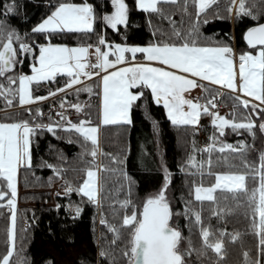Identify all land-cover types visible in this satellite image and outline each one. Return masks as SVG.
Masks as SVG:
<instances>
[{
    "label": "trees",
    "instance_id": "obj_1",
    "mask_svg": "<svg viewBox=\"0 0 264 264\" xmlns=\"http://www.w3.org/2000/svg\"><path fill=\"white\" fill-rule=\"evenodd\" d=\"M129 4V23L125 27L119 26V31L105 26L99 21L95 31L63 30L52 34V42L65 43L71 46L77 44H95L97 34L102 30L106 38L113 42L129 44H147L150 41L169 39L173 40L176 29L187 32L188 26L195 20L194 7H189L188 12L182 11L183 0L177 3L160 5L164 10L163 15L138 9L135 0H126ZM13 0H0V20L19 30L21 35L27 33L31 41L46 42L47 33L32 34L31 29L40 22L58 2L64 3H93L97 12L111 11L110 0H15L17 9L15 12L4 14V5L11 4ZM231 0H216L206 10L207 15H201V20L206 23L199 25L198 40L201 43H229L235 50L236 56L241 51H251L254 47L245 41V33L248 27L264 19L257 20L256 16L264 17V0H250V7L256 15L235 13L229 14L228 5ZM255 2L260 3V9L253 7ZM192 13V15H189ZM218 13V14H217ZM168 16L172 17L170 21ZM151 19V23H149ZM175 21V24L172 23ZM157 35H153V30ZM161 33L165 35H161ZM34 47L38 45L34 43ZM38 55V51L35 53ZM22 63L17 64L16 71L0 77V81L8 87V77H18L20 73H30L31 64L34 62L33 53H24L21 56ZM15 73V74H13ZM69 74H57L56 78L34 82L33 95L47 96L50 90L63 85L69 79ZM17 84V83H16ZM89 87L91 90L89 91ZM214 89L211 85H206ZM138 90V88H135ZM99 79H93L82 86L68 91L65 103H86L87 107L81 116L79 110L74 116H70L73 122L86 115L90 116L93 123H99ZM12 96L14 97L13 100ZM11 100L14 109L6 111L9 107L6 100ZM222 99L227 100L228 105H236L237 113L249 115L257 120L251 132L244 129L233 130L229 125L225 126L223 134L218 131V126L211 123L206 113H202L200 124L197 126H180L171 123L163 104H157L151 95L150 89L144 90V96L133 104L131 109V124L114 123L101 126V155H91V142H85L83 137L74 130L69 131L59 128L55 133L47 129L36 131L32 134L33 166L22 167L20 171V197L17 205L16 242L15 251L10 258V264H128L127 257L123 255V249L129 239L127 226L121 227L122 217L127 211L129 214L136 210L142 214L143 202L149 195L157 193L164 184V166L171 173L166 194L171 205L173 216L170 223L178 227L184 239L181 247L188 246L191 239L193 247L200 249L202 236L201 224L195 221L194 212L200 211L204 227L210 226V231L219 235V230L227 229L228 233L239 232L241 235L236 241L225 236V257L219 264H246L244 253L261 259L258 234L251 230V210L247 201V193H233L230 190L217 189L214 195L216 200L203 202L195 199L194 189L202 183L205 187L215 183V173L228 171H246L244 160L249 164L259 165L260 154L264 153V130L259 128L263 116H257L250 108H245L237 98L230 93H224ZM45 100V99H44ZM44 100L34 101L30 106L20 105L18 95L0 96V121L13 122L16 120H28L30 123L47 124L53 119L57 123L60 117L52 112L50 102ZM56 103H61L53 99ZM235 109L234 106H231ZM31 108L32 112L28 109ZM41 109L42 115L36 110ZM260 109V108H259ZM264 113L263 109H260ZM236 113V114H237ZM35 117V120H33ZM243 117V116H242ZM199 129L198 131L196 129ZM217 136L220 144H238L244 141L248 146L243 152L219 148H213L209 153L204 149L210 136ZM194 142V147H193ZM195 148H202V156L198 154V161H203L200 168L186 164L188 156ZM87 149V151H85ZM109 153L117 156L112 160ZM199 153V152H198ZM201 156V157H200ZM209 156L211 164H208ZM63 157V159H62ZM100 162V198L99 204L91 202L78 191L61 194L55 191L59 178L62 176L70 181L75 189L86 176L88 167H96ZM48 164H62L63 170L60 176L55 175V169ZM49 177H52L50 180ZM131 177V182L129 181ZM131 191L129 193V184ZM249 188L259 183V179L246 178ZM0 185L6 188V184L0 178ZM130 199L132 203L123 208L119 201ZM116 201L115 204L112 201ZM193 209V214H184L185 204ZM61 207L57 208L56 205ZM73 208L78 204L81 207L79 215L72 216L67 205ZM100 205V206H99ZM230 208L231 211L220 213L219 209ZM217 213V214H214ZM258 219V217H257ZM107 220V223H102ZM120 228L121 235L116 236L111 226ZM10 227V209L0 202V258L7 251V229ZM102 251L108 255H102ZM190 264H217L216 253L208 249L207 254L198 255L192 252Z\"/></svg>",
    "mask_w": 264,
    "mask_h": 264
},
{
    "label": "snow or ice",
    "instance_id": "obj_2",
    "mask_svg": "<svg viewBox=\"0 0 264 264\" xmlns=\"http://www.w3.org/2000/svg\"><path fill=\"white\" fill-rule=\"evenodd\" d=\"M178 0H135L138 9L158 12L163 15L164 10L160 7L166 3H177ZM112 11L97 12L93 3H64L58 2L52 6L51 11L40 22L31 29L32 34L47 33L46 42L31 41L28 34L21 35L19 30L11 27L6 20H0V75L13 70L17 63H22L19 57L31 52L34 62L31 64V74L20 73L17 78L8 77L9 86L5 87L0 83V96H8L15 93L11 87L19 82V103L25 105L31 101H41L45 96L33 95L31 85L33 82L39 83L50 79H55L58 73H68L69 79L63 87L50 90L47 96H54L56 93L68 89L79 83L82 77L96 76L101 78L102 73V124L114 123L131 124V109L139 98L144 96V90L150 89L151 95L157 104H163L167 117L171 123L180 126H197L200 123L202 113L212 115L211 123L218 126V131L223 134L225 126L231 125L234 129H247L255 136L253 126L257 125V120L252 118L251 113L247 119H229L226 115H221L216 108L218 93L222 94V88L226 87L233 94L240 92L246 94L254 100L246 99L244 95L238 97V101L245 108H250L257 116L261 113L258 107H264V22H257L254 26L248 27L246 31L247 43L256 46L251 51H241L237 65L235 50L229 43H201L198 40L199 25L206 23L201 20V15H207V9L215 3V0H183L182 11L188 12L189 7H194L195 20L188 26L187 32L179 29L174 31L173 40L169 39L150 41L147 44H129L127 42H113L106 38L102 30L97 34L95 44H77L70 46L65 43H53L52 34L63 30L95 31L99 21L106 27L119 31V26H127L129 23V4L126 0H110ZM233 8L239 17L241 14L256 15L253 10L246 6L245 0H231L228 5V12L231 14ZM5 15L15 12L17 5L15 0L11 4L4 5ZM218 14V13H217ZM192 15V13H189ZM257 20L264 19L256 16ZM171 21L172 17L168 16ZM151 23V19H149ZM175 24V21H172ZM153 35H157L153 30ZM161 35H165L161 33ZM34 43L38 45L34 47ZM258 47V50H257ZM94 48V52L90 49ZM38 51V55L35 53ZM131 53V58L126 55ZM144 55L145 62H137L136 54ZM112 54V58H110ZM155 62H162L164 65L158 66ZM123 65V66H120ZM238 68V70H237ZM100 70V72L97 71ZM183 73V74H182ZM209 81L221 86L219 90L206 87L202 83L200 87H205L207 98L203 101L201 97L190 98V93L198 86L199 81ZM134 86L138 90H133ZM89 91L91 88L89 87ZM67 97L61 100V110L57 113L60 122L55 119L52 122L30 123L28 120H16L13 122H0V177L4 178L6 188L0 185V202L10 209V227L7 229V251L0 258V264H10V258L15 251L16 242V221H17V176L20 168L32 167V134L36 131L47 129L55 133L59 128L72 131L83 137L85 142H91V155L97 156L98 132L100 124L93 123L90 116L73 122L70 116L63 111V105ZM260 101V105L255 103ZM7 105H11V100H6ZM69 107L81 110L83 105L68 104ZM32 112V109H28ZM42 115V110H36ZM35 120V117H33ZM259 128L264 130V118L259 123ZM199 130L198 128L196 129ZM213 141L217 140L215 133ZM242 147H235L233 144L219 143L207 144L205 148L209 153L213 148H219L243 152L248 146L244 141H240ZM194 147V142H193ZM87 151V149H85ZM200 151H203L201 149ZM110 155L112 160H117V156ZM63 159V157H62ZM186 164L202 167L203 162L198 161L194 154H190ZM208 164H211L209 156ZM244 164L252 171H228L215 173V183L205 187L202 183L197 184L194 189L195 199L203 202L216 200L214 193L217 189L230 190L233 193H247V201L251 210V230L258 234L261 259H254L245 251L246 264H264V153L260 154L259 165L249 164L244 160ZM55 169V175L62 174V164L46 165ZM101 167H104L101 165ZM86 176L75 189L70 181H65L66 193L78 191L82 196H86L91 202L98 203L99 192L97 186V170L95 167H88ZM251 176L252 180L259 179V183L249 188L246 178ZM51 180L52 177H49ZM131 182V177L128 178ZM171 182V173L167 166H164V184L160 190L149 195L143 202L142 214L138 215L136 210L130 214L125 211L122 217L121 227L127 226L129 239L124 246L123 255L127 257L128 264H190L192 252L207 254L208 249H212L217 256V264L221 258L225 257V239L227 235L232 241L240 237L239 232L228 233L227 229H220L219 235L210 231L209 227H204L200 211H195V221L201 224L200 233L202 245L200 249L194 248L191 239L188 246L181 247L184 239L178 227L170 223L173 211L169 203L166 190ZM131 183L129 184V193ZM59 194V193H58ZM113 204L116 201H112ZM123 208H127L132 203L130 199L119 201ZM57 208L61 205L57 204ZM74 211V215L81 212L77 204L74 208L72 204L67 205ZM231 211L230 208L219 209L220 213ZM184 214L191 216L193 209L188 203L185 204ZM217 214V213H214ZM258 217V219H257ZM107 223V220H102ZM111 230L117 237L121 235L120 228L111 226ZM102 255H108L102 251Z\"/></svg>",
    "mask_w": 264,
    "mask_h": 264
},
{
    "label": "rangeland",
    "instance_id": "obj_3",
    "mask_svg": "<svg viewBox=\"0 0 264 264\" xmlns=\"http://www.w3.org/2000/svg\"><path fill=\"white\" fill-rule=\"evenodd\" d=\"M216 1V0H215ZM127 2V1H126ZM83 3H85V2H83ZM239 3V0H237V4ZM245 3H246V6H248L249 4H250V0H245ZM253 7H255L256 9H260L261 7H260V3L259 2H255V4H253ZM129 9H130V7H129ZM113 10V9H112ZM111 10V11H112ZM232 14H233V16L235 15V13H236V9L235 8H233V10H232V12H231ZM110 27V26H109ZM73 30H75V29H73ZM53 43H55V42H53ZM71 46V45H70ZM257 50H258V47H257ZM90 52H94V48L93 49H90L89 50ZM126 55H127V53H126ZM19 59L21 60V57H19ZM239 61V60H238ZM17 64H19V63H17ZM17 64H16V67H17ZM16 67H15V69H13V70H9L6 74H4L5 76L6 75H8L9 74V72H18V71H16ZM237 70H238V68H237ZM13 74H15V73H13ZM26 74H31V72L30 73H26ZM59 74V73H58ZM61 74V73H60ZM66 74H68V73H66ZM0 77H4L3 75H0ZM10 77H13V78H15V76L14 75H11ZM97 77L96 76H93V77H82L81 78V80L79 81V83L78 84H76V85H73L72 87H70V88H68V89H64L63 91H61V92H59V93H56L53 97H55L56 98V100L58 101V102H60L61 100H63L64 99V97H65V94L68 92V91H70V90H72V89H74V88H77V87H79V86H82L83 84H85L86 82H88V81H90V80H93V79H96ZM0 83H1V81H0ZM34 83V82H33ZM33 83H32V85H33ZM200 83H202L203 85H215V84H213L212 82H209V81H199L198 82V86L196 87V88H194L190 93H187L186 92V95H188L190 98H195V97H197V96H199V97H201V100L203 101L204 99H206L207 98V94H206V92H205V87H200L199 86V84ZM32 85H31V90H32ZM7 86H9V85H7ZM216 86H218V85H215V86H212L213 88H214V90H219L220 88H221V86H218V87H216ZM11 87L12 88H14L16 91H15V93H13L14 95H18V91H19V82H18V79H17V84H14V85H11ZM220 87V88H219ZM135 86H134V89L133 90H135ZM230 93V94H232L233 95V97H235V98H237L238 99V97L240 96V95H244L245 96V98L246 99H250V100H254V98H251V97H248L246 94H243V93H240V92H237V93H235V94H233L232 92H231V90H229V89H226V88H222V94H219L218 93V96H217V100H216V108L214 109V111H219V113L221 114V115H226L229 119H233V118H235V119H247L248 118V116L249 115H244V114H239V112L237 113V107H235L236 105H231V106H234L235 107V109L233 108V107H231L230 106V104L228 105V102H227V100H223L222 99V97H223V94L224 93ZM13 96H12V99L11 100H13ZM48 98H50V97H48ZM47 99V98H46ZM18 101H19V95H18ZM47 102V101H46ZM66 102V101H65ZM30 104H28V103H26V104H28V106H30V105H32V104H35L36 102H34V101H31V102H29ZM77 103H79V104H81V105H83V108L81 109V110H79V113H80V115L82 116L83 114H84V110L83 109H85L86 107H87V104L85 103H81V102H77ZM255 103H257L258 105H260V101H255ZM25 104V105H26ZM21 105V104H20ZM24 106V105H23ZM263 109L264 110V107H258L257 108V111H259L260 113H261V116H263L264 115V113H262V111H260V109ZM14 109V107L13 106H9V107H7L5 110L6 111H10V110H13ZM237 109V110H236ZM237 113V114H236ZM207 114V116H209V119H212V115L210 114V113H206ZM243 116V117H242ZM201 117H202V114H201ZM201 117H200V121H201ZM0 122H2V121H0ZM200 124V123H199ZM231 128H232V126L231 125H229ZM254 127V126H253ZM233 130H239V129H234V128H232ZM241 129H243V128H241ZM244 130H247V129H244ZM209 138V140H208V142H207V144H213V143H219L220 144V141H219V139L217 138V140L216 141H213V139H212V136H210V137H208ZM206 144V145H207ZM239 144V143H238ZM236 147V146H235ZM204 149H206L205 148V145H204V147H203ZM202 148H195L194 149V151H193V153L192 154H194L195 155V158L197 159L198 158V154L199 155H201L202 156V151H200ZM226 149V148H225ZM199 152V153H198ZM200 156V157H201ZM203 162V161H202ZM191 166H193V167H196V165H191ZM23 167V166H22ZM21 167V168H22ZM21 168H20V170H19V172H18V176H17V187H18V195H17V205H19L20 203V201H19V197H20V191H21V189H20V171H21ZM101 173V172H100ZM0 178H2V177H0ZM3 180H4V178H2ZM62 181H66L65 180V178L64 177H60L59 178V180H58V183H57V185L54 187V189H55V191L56 192H58L59 193V189H58V185H59V182H62ZM5 182V181H4ZM5 184H6V182H5ZM6 186V185H5ZM99 187V186H98ZM99 201H98V203H96V204H99L100 203V201H101V198H100V190H101V187H99ZM100 206V205H99ZM81 208V207H80Z\"/></svg>",
    "mask_w": 264,
    "mask_h": 264
},
{
    "label": "crops",
    "instance_id": "obj_4",
    "mask_svg": "<svg viewBox=\"0 0 264 264\" xmlns=\"http://www.w3.org/2000/svg\"><path fill=\"white\" fill-rule=\"evenodd\" d=\"M144 55L145 54H141V53H137L136 54V61L137 62H145L144 61ZM127 56H129V58H131V53H127ZM110 58H112V54H110ZM158 66H164L163 64H162V62H155ZM238 63H239V61H238V56H237V65H238ZM120 66H123V65H120ZM97 71L98 72H100V70L99 69H97ZM60 74V73H59ZM61 74H63V73H61ZM66 74V73H65ZM183 74V73H182ZM99 83H100V92H99V97H100V100H99V123H100V128H99V132H98V141H99V143H98V154H99V156L101 155V126L103 125L102 124V120H101V118H102V99H103V95H102V93H103V87H102V73H101V78H99ZM212 86H215V85H212ZM216 87H218V86H216ZM220 88V87H219ZM223 88H226V87H223ZM227 89V88H226ZM28 104H30V103H28ZM28 104H26V105H24V106H28ZM166 110V109H165ZM167 113V112H166ZM131 119H132V117H131ZM96 168V170H97V186H99L100 187V179H101V164H100V162L98 163V165L95 167ZM99 187H98V189H99ZM98 192H99V190H98Z\"/></svg>",
    "mask_w": 264,
    "mask_h": 264
},
{
    "label": "built area",
    "instance_id": "obj_5",
    "mask_svg": "<svg viewBox=\"0 0 264 264\" xmlns=\"http://www.w3.org/2000/svg\"><path fill=\"white\" fill-rule=\"evenodd\" d=\"M44 101L51 102L52 112L55 114L56 117H59L57 115V113L61 110V107H62L61 106V103L53 102V98L52 97L47 98ZM63 111L66 114L71 115V116H73V115H75L77 113V109L69 107L67 103H64V105H63ZM65 188H66L65 181L59 182V185H58L59 193H61V194H67L65 192ZM69 211L71 212V215L72 216H75L74 215V211L72 209H69Z\"/></svg>",
    "mask_w": 264,
    "mask_h": 264
},
{
    "label": "water",
    "instance_id": "obj_6",
    "mask_svg": "<svg viewBox=\"0 0 264 264\" xmlns=\"http://www.w3.org/2000/svg\"><path fill=\"white\" fill-rule=\"evenodd\" d=\"M255 25V24H254ZM254 25H252V26H254ZM246 34V33H245ZM245 41H246V43H247V39H246V35H245ZM248 44V43H247ZM249 45V44H248ZM249 46H251V47H256V46H252V45H249Z\"/></svg>",
    "mask_w": 264,
    "mask_h": 264
}]
</instances>
